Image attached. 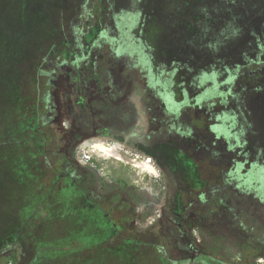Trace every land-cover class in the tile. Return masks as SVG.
Masks as SVG:
<instances>
[{
    "label": "flooded vegetation",
    "instance_id": "af4514ba",
    "mask_svg": "<svg viewBox=\"0 0 264 264\" xmlns=\"http://www.w3.org/2000/svg\"><path fill=\"white\" fill-rule=\"evenodd\" d=\"M139 18L124 15L108 37L91 32L80 41L61 33L38 56L30 136L41 190L36 208L46 218L40 221L58 218L74 227V215L90 213L95 232L104 230L103 244H136L162 264H260L264 145L255 150V140L261 128L253 143L239 136L242 144H232L222 82L202 75L186 83L182 67L165 63L168 52L155 51L152 36L137 29ZM256 49L264 52V39ZM263 71L260 56L247 69ZM64 104L75 134L112 142L158 169L160 198L145 223L143 208L118 181L95 183L92 171L63 150Z\"/></svg>",
    "mask_w": 264,
    "mask_h": 264
},
{
    "label": "rangeland",
    "instance_id": "374dc122",
    "mask_svg": "<svg viewBox=\"0 0 264 264\" xmlns=\"http://www.w3.org/2000/svg\"><path fill=\"white\" fill-rule=\"evenodd\" d=\"M129 13H138L137 29L152 36L155 51L168 52L165 63L182 67L186 83L199 82L202 75L222 82L223 109L233 117L228 125L232 144L243 139L253 143L261 128L255 150L264 145V71L247 72L258 56L264 65V52L256 49L264 39V0H0V264H131L86 256L81 252L90 245L80 251L85 241L73 246L70 239L81 235L86 227L82 224L95 227L90 213L74 215L79 224L69 232L58 218L40 221L46 218L36 208L39 193L31 159L36 145L28 133L34 95L24 75L29 65L26 53L42 54L56 34L80 41L91 32L108 37ZM59 127V144L92 171L95 183L110 187V181H118L119 189L143 208L142 223L154 216L161 184L155 166L112 142L75 134L78 128L66 104ZM6 259L13 261L5 263Z\"/></svg>",
    "mask_w": 264,
    "mask_h": 264
},
{
    "label": "trees",
    "instance_id": "16d2710c",
    "mask_svg": "<svg viewBox=\"0 0 264 264\" xmlns=\"http://www.w3.org/2000/svg\"><path fill=\"white\" fill-rule=\"evenodd\" d=\"M56 35H58V34H56ZM56 35H55V38H57L59 40V37H57ZM46 43H47V41L46 42L43 41L41 44H46ZM51 45H52V43H51ZM48 48L46 50H44V52L47 51ZM26 54H28L27 57H28L29 65L27 64V66H26L27 71L24 75L25 76L28 75V77H27L29 79L28 82L31 83L32 78L34 79V76H35V68H36L35 63H36V61H38V58H39L38 56L41 54H37V55L33 54V56H31L30 52H27ZM33 105H34V102H33V104L30 105V107H29L30 109L28 111L32 110ZM31 115L33 116V113H31ZM33 124H34V119H31V123H30L31 129H33V127H32ZM31 129H30V132L28 131L29 134L33 133L31 131ZM26 135H28V134H26ZM31 139H33V138H31ZM36 172L37 171H35V169H34L32 175L33 176L35 175V182L37 184L39 179H38V175ZM36 191L38 193L41 192V190L39 191V189H37ZM52 216H54V215H52ZM52 216H51V219L52 220L55 219V217H52ZM48 225H50V224H48ZM63 229H65L67 232H69L70 229H76L77 230V226L71 227V226L66 225L65 228H63ZM65 230L63 231V233L65 232ZM95 230H96V228L93 229V227H85V228L83 227L81 235H79L78 237L71 238L70 239L71 243L73 242L75 244L73 246H78L79 243L81 244V243H84V241H85V246L80 251L87 249L88 245H90V247H88L89 249H87L84 252H81L82 254H84L86 252L85 255L89 256V257L97 256V258H104V259H107L108 261H111L112 259L129 260L131 264H162L160 261H157V260H155L149 256H146V254L149 255V253L148 252L146 253L142 249V247L139 248L136 244L135 245L134 244H128L126 242L119 241L118 243H115L113 246H106L105 244H103V242H104L102 239L103 237H101L102 235L105 234L103 228L100 229V231H101V232H99L100 234L96 233ZM92 245H95L96 248L92 249L91 248ZM1 246H0V248H1ZM98 249L99 250L101 249V251L96 253V251ZM77 257L78 256H75V258H77ZM12 261L13 260H11V259H6L5 263H11Z\"/></svg>",
    "mask_w": 264,
    "mask_h": 264
},
{
    "label": "built area",
    "instance_id": "2783aa9c",
    "mask_svg": "<svg viewBox=\"0 0 264 264\" xmlns=\"http://www.w3.org/2000/svg\"><path fill=\"white\" fill-rule=\"evenodd\" d=\"M260 264H264V259H259Z\"/></svg>",
    "mask_w": 264,
    "mask_h": 264
},
{
    "label": "bare ground",
    "instance_id": "6f19581e",
    "mask_svg": "<svg viewBox=\"0 0 264 264\" xmlns=\"http://www.w3.org/2000/svg\"><path fill=\"white\" fill-rule=\"evenodd\" d=\"M144 161H145L147 164H150V162H149L150 160H144Z\"/></svg>",
    "mask_w": 264,
    "mask_h": 264
},
{
    "label": "crops",
    "instance_id": "0c3cea01",
    "mask_svg": "<svg viewBox=\"0 0 264 264\" xmlns=\"http://www.w3.org/2000/svg\"><path fill=\"white\" fill-rule=\"evenodd\" d=\"M112 162H116L115 159H112ZM145 164H147L145 161H144Z\"/></svg>",
    "mask_w": 264,
    "mask_h": 264
}]
</instances>
